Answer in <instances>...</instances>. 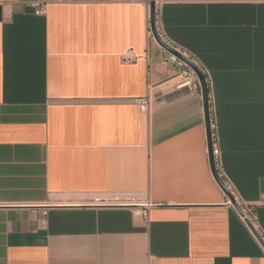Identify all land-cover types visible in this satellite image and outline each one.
Wrapping results in <instances>:
<instances>
[{
    "label": "crops",
    "instance_id": "crops-1",
    "mask_svg": "<svg viewBox=\"0 0 264 264\" xmlns=\"http://www.w3.org/2000/svg\"><path fill=\"white\" fill-rule=\"evenodd\" d=\"M28 1L0 0V264H264L212 173L201 87L134 101L177 69L145 4ZM155 17L204 72L216 167L264 240V0H155ZM111 192L148 218L92 204Z\"/></svg>",
    "mask_w": 264,
    "mask_h": 264
},
{
    "label": "built area",
    "instance_id": "built-area-1",
    "mask_svg": "<svg viewBox=\"0 0 264 264\" xmlns=\"http://www.w3.org/2000/svg\"><path fill=\"white\" fill-rule=\"evenodd\" d=\"M50 0H29L28 4L33 7L34 13L43 14L46 11V5ZM56 2H64L68 0H53ZM124 2H133L139 1L145 4L147 9V33L148 35H152L151 26H150V1L151 0H120ZM156 18V17H155ZM160 34V33H159ZM161 38L172 46L175 50L189 58L192 62H194L200 69V65L198 61L189 53L182 50L179 46L169 43L165 40V38L160 34ZM168 63H172L176 65V74L173 76L174 81L171 84L166 83V88L158 95V96H150L149 94L146 96L137 97L134 99L135 103L138 105L139 109L143 112H147L150 110L151 106L154 103H162L165 102L169 95L179 96L185 94L187 92H191L192 90H196L201 87L200 81L198 79L195 71L183 60L177 58L175 55L170 53V56L166 60ZM203 71V70H202ZM204 73V72H203ZM155 86H151L150 88H154ZM219 154V148L217 145H212V155L215 157ZM215 161V159H214ZM216 167V164H215ZM218 170V167H216ZM218 174L221 177L220 172ZM223 180V179H222ZM225 186L228 188L232 196L236 200V193L231 188V185L223 180ZM237 201V200H236ZM92 204L104 206V207H129L132 208V212L135 216H140L143 219L148 218V208L150 206L149 203H145L142 201L140 196L132 192H111L107 194H103L100 196H96L92 200ZM245 218H247L255 227V217L251 210V207L247 204L240 205ZM244 219V217H242ZM262 237V236H261Z\"/></svg>",
    "mask_w": 264,
    "mask_h": 264
},
{
    "label": "water",
    "instance_id": "water-1",
    "mask_svg": "<svg viewBox=\"0 0 264 264\" xmlns=\"http://www.w3.org/2000/svg\"><path fill=\"white\" fill-rule=\"evenodd\" d=\"M150 26H151V31L152 35L154 38L158 41V43L166 49L168 52L171 54L175 55L177 58L185 61L197 74L198 79L200 81L201 85V92H202V98H203V104H204V113H205V126H206V136H207V145L209 149V162H210V167L212 170V173L220 185V187L223 189V191L226 193L229 201L234 205V207L237 209L239 214L244 217V221L249 227V229L252 231L256 239L259 241V243L262 245L264 248V240L261 237V235L258 233V231L255 229L253 224L244 216V212L241 208V206L236 202L235 198L232 196L228 188L225 186L223 180L220 178L218 174V170L215 167V161H214V156L212 155V137H211V129H210V118H209V111H208V87H207V81L205 78V75L203 71L194 63L192 62L189 58L175 50L172 46H170L168 43H166L160 36L157 27H156V18H155V0L150 1Z\"/></svg>",
    "mask_w": 264,
    "mask_h": 264
}]
</instances>
